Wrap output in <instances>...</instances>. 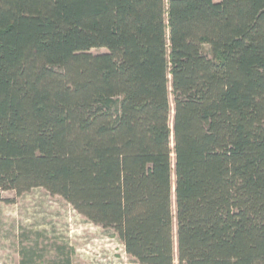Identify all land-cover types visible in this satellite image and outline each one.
<instances>
[{
	"label": "trees",
	"instance_id": "obj_1",
	"mask_svg": "<svg viewBox=\"0 0 264 264\" xmlns=\"http://www.w3.org/2000/svg\"><path fill=\"white\" fill-rule=\"evenodd\" d=\"M37 187L140 264H264V0H0V201Z\"/></svg>",
	"mask_w": 264,
	"mask_h": 264
},
{
	"label": "rangeland",
	"instance_id": "obj_2",
	"mask_svg": "<svg viewBox=\"0 0 264 264\" xmlns=\"http://www.w3.org/2000/svg\"><path fill=\"white\" fill-rule=\"evenodd\" d=\"M0 264L140 263L114 229L88 221L62 196L37 187L2 193Z\"/></svg>",
	"mask_w": 264,
	"mask_h": 264
}]
</instances>
